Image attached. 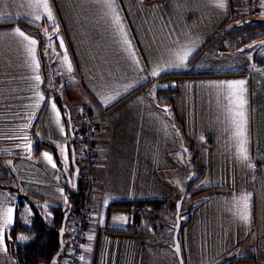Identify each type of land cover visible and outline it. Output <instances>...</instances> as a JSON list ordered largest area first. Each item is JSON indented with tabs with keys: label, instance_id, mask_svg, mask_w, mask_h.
Wrapping results in <instances>:
<instances>
[{
	"label": "crops",
	"instance_id": "0c3cea01",
	"mask_svg": "<svg viewBox=\"0 0 264 264\" xmlns=\"http://www.w3.org/2000/svg\"><path fill=\"white\" fill-rule=\"evenodd\" d=\"M220 2L0 0V264H16L9 228L34 203L16 193L68 207L60 158L80 109L94 114L96 184L78 264H177L182 193L184 264H264V60L234 28L244 0ZM61 79L73 112L48 90ZM132 201L147 211L130 216Z\"/></svg>",
	"mask_w": 264,
	"mask_h": 264
},
{
	"label": "built area",
	"instance_id": "2783aa9c",
	"mask_svg": "<svg viewBox=\"0 0 264 264\" xmlns=\"http://www.w3.org/2000/svg\"><path fill=\"white\" fill-rule=\"evenodd\" d=\"M259 1L260 0H244L249 16L256 17L261 14ZM220 51H226L225 41L220 47ZM78 119L79 133L75 139V146L76 158L80 171V191H82L83 203L79 211L70 217V226L68 227L66 234L64 254L61 259V264L79 263L86 238L85 226L92 220L93 215L90 207L91 200L94 197L96 184L94 174L96 158L92 141L94 139L96 125L94 114L86 109H80ZM126 208L130 216L143 215L147 211V208L144 205L134 201L129 202Z\"/></svg>",
	"mask_w": 264,
	"mask_h": 264
},
{
	"label": "trees",
	"instance_id": "16d2710c",
	"mask_svg": "<svg viewBox=\"0 0 264 264\" xmlns=\"http://www.w3.org/2000/svg\"><path fill=\"white\" fill-rule=\"evenodd\" d=\"M21 24L25 25L27 29H29L30 31L35 32L33 30L34 25L24 22H21ZM63 108H65L64 105ZM41 143L53 147L51 144L47 142H40V141H38L36 145ZM79 186L81 187L80 180H79ZM16 194H17L16 197H18L17 200L19 204H22L23 202H25V200H30L28 196L24 197L22 193L18 192ZM68 195H69V203L71 204V213L68 217L67 222L69 221L72 215L76 214L79 211L83 203L82 191H80L78 194H74L68 191ZM32 204L33 203H31V205ZM142 204L148 206L152 204V201L148 200L142 202ZM33 205H36V207L39 208V206L36 203ZM66 209L67 207L64 209L59 207H55L51 209L54 212V216L56 217L55 220L46 218L49 223L55 225L54 228H50L42 221L38 212L32 206L33 218L31 219V224L24 229L23 224L21 222L22 219L18 215V210H20V207L18 206L16 208L17 210L16 220L15 223L9 228V233L7 237V242L10 246V251L15 259L16 264H36L40 261L48 262L51 259L52 255L58 249V233L56 232L55 228L60 225L61 219ZM23 229L29 234V236L28 238H26L25 241H18L17 236L19 233L24 232ZM61 259L62 257L59 259V263ZM231 261L232 260H229V262Z\"/></svg>",
	"mask_w": 264,
	"mask_h": 264
},
{
	"label": "rangeland",
	"instance_id": "374dc122",
	"mask_svg": "<svg viewBox=\"0 0 264 264\" xmlns=\"http://www.w3.org/2000/svg\"><path fill=\"white\" fill-rule=\"evenodd\" d=\"M245 10L247 11V7H245ZM259 20H260V15L256 16V17H251V16L245 17L243 19V25L242 26L236 28L233 25L232 27H234L235 30L239 32L240 36H242L244 39H247V43L249 41L248 47L246 48V52L250 53L251 55L254 54V55L258 56V57L263 56V60H264V54H263L264 53V40H263L264 39V33L261 30H259V28L258 29H252V27H251V25L256 24ZM45 52H46V48H45ZM67 85H68V82H65V81H63L61 79V80H59L57 82L55 81L52 84L48 83V88L49 89L48 88L47 89L50 90L51 94H53V95H55L56 91H57L58 94H59V98L65 104L69 105L70 109H71V112H73V107H72V105H70L71 101H70V98L68 97V94H67V92H68V88L66 87ZM54 87H56V88H54ZM69 102H70V104H69ZM65 117H66V110H65ZM72 124L75 125V118L72 119ZM76 136L77 135H75V139H76ZM70 144H71V142H70ZM60 161H62L64 163V165L67 168V170L72 168V163L71 162L64 161L62 158H60ZM191 180H192V178H190L189 182H191ZM20 193H22L24 195V197L28 196L29 199L33 200L34 203H36L39 206L42 214L46 218L51 219V220H55L56 216H54V212L52 210H50V207L48 206V204L46 202H43V201H41L39 199L38 200L34 199L32 197L30 198V196L27 193L23 192V191L20 192ZM188 202H189V200H188V194H187V196H186V198H185V200L183 202L184 209L188 205ZM26 203H27V201H26ZM33 204H32V206L34 207ZM31 215L33 217V210L30 209V207L28 206V203H27V205L24 206V208H22L20 210V217L22 219L21 222L23 224L24 229L31 224V219H32ZM69 226H70V219H69V221L66 224L67 230H68ZM26 233L27 232L24 230L23 234L25 236L23 234H22V236L28 238L29 234L28 233L26 234ZM30 233H33V232H30ZM26 238H24V239H26ZM23 241H25V240H23Z\"/></svg>",
	"mask_w": 264,
	"mask_h": 264
},
{
	"label": "water",
	"instance_id": "95a60500",
	"mask_svg": "<svg viewBox=\"0 0 264 264\" xmlns=\"http://www.w3.org/2000/svg\"><path fill=\"white\" fill-rule=\"evenodd\" d=\"M67 117L70 120L69 111H67ZM69 133L71 136V144H70V156H71V163H72V172L69 173L67 168L65 167L64 163L60 161L61 163V169L63 171V175L61 177V183L67 188V190L71 193L78 194L80 192L79 187V179H80V171H79V165L76 161V150L74 145V139L75 134L72 129V125H69ZM184 193L180 195V197L175 202V223L172 225L173 227V235H172V244L171 249L175 252L178 263L177 264H184L183 256L181 253V246L179 241V231L181 227V214L183 213L182 207V200H183ZM36 211L38 212L40 218L42 221L50 228H54L55 225L52 223H49L46 219V217L42 214L41 210L34 205ZM71 213V204H68L67 209L65 210L63 217L61 219V223L58 227L55 228L56 232L58 233V249L57 251L52 255L51 259L48 262L40 261L36 264H58L59 259L64 254V247H65V241H64V235L66 233V223L68 220V217ZM216 264H222V262L216 263Z\"/></svg>",
	"mask_w": 264,
	"mask_h": 264
},
{
	"label": "snow or ice",
	"instance_id": "6c2138e0",
	"mask_svg": "<svg viewBox=\"0 0 264 264\" xmlns=\"http://www.w3.org/2000/svg\"><path fill=\"white\" fill-rule=\"evenodd\" d=\"M109 6H111V5H109ZM218 6L221 7V8L224 6L222 0H221V2L218 4ZM43 7L46 8V9L48 8L47 0H43ZM47 14H48V17L51 18V11H50V10L48 11ZM36 18L39 19V17H36ZM17 31H18L19 35L24 36V33H23V32H19V30H17ZM25 39H27V37H25ZM31 43H32V44H36L37 42H36L35 40H31ZM154 74H155V73H154ZM36 79L39 80V79H40L39 76H37ZM233 83L243 84V81H240V82H233ZM231 86H232V84L230 83V84H229V87H231ZM53 107H55V106H53ZM241 115H242V113H241ZM45 157H46V159H49V161H51V157H48L47 154H45ZM53 166H55V165H53ZM11 214H12V209H8V210H7V213H6V216H7L6 223H9V224H10V223L12 222ZM22 239H23V238H22Z\"/></svg>",
	"mask_w": 264,
	"mask_h": 264
}]
</instances>
